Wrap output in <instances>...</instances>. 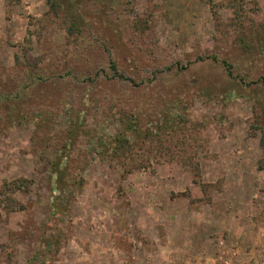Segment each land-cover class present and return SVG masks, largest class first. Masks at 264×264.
I'll return each mask as SVG.
<instances>
[{
  "label": "rangeland",
  "instance_id": "obj_1",
  "mask_svg": "<svg viewBox=\"0 0 264 264\" xmlns=\"http://www.w3.org/2000/svg\"><path fill=\"white\" fill-rule=\"evenodd\" d=\"M260 81L264 0H0V264H264Z\"/></svg>",
  "mask_w": 264,
  "mask_h": 264
},
{
  "label": "trees",
  "instance_id": "obj_2",
  "mask_svg": "<svg viewBox=\"0 0 264 264\" xmlns=\"http://www.w3.org/2000/svg\"><path fill=\"white\" fill-rule=\"evenodd\" d=\"M212 59H213V61H215V58H212ZM108 70L110 71L111 75L106 73L103 69L102 70L103 73L102 72L101 73L103 75L106 74L107 77L106 76L101 77V75L98 72L97 74L94 75V77L92 79H90L91 83L98 82L99 80H101V81H103V80L104 81H114L115 83H124L126 81L131 82L130 78L126 77L123 73H121L117 70L115 62L112 61L111 59H110V65L108 67ZM260 82L264 85V81H260ZM131 83H133V82H131ZM19 98H20V95L19 96L8 95V97H6L5 99L11 102V101H17ZM258 104H259V108H260L262 106V104L260 102H258ZM262 110L264 111V107H262ZM127 126H130V127L132 126V125H130L129 120H127ZM114 142L117 144L118 148H124V146H125L124 144H126V145L129 144L128 143L129 139L124 137V135H121V137L118 136L117 138H115Z\"/></svg>",
  "mask_w": 264,
  "mask_h": 264
}]
</instances>
